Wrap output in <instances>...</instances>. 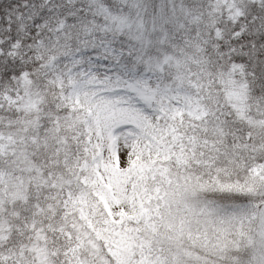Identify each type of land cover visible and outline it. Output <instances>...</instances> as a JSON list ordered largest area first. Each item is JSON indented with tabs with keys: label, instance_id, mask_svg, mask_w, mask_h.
<instances>
[{
	"label": "snow or ice",
	"instance_id": "snow-or-ice-1",
	"mask_svg": "<svg viewBox=\"0 0 264 264\" xmlns=\"http://www.w3.org/2000/svg\"><path fill=\"white\" fill-rule=\"evenodd\" d=\"M0 264H264V0H0Z\"/></svg>",
	"mask_w": 264,
	"mask_h": 264
}]
</instances>
